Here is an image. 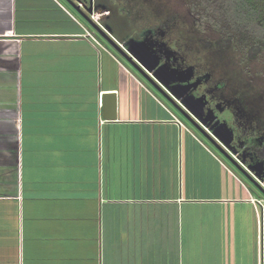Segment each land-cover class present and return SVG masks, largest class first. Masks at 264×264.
Here are the masks:
<instances>
[{
	"label": "crops",
	"instance_id": "0c3cea01",
	"mask_svg": "<svg viewBox=\"0 0 264 264\" xmlns=\"http://www.w3.org/2000/svg\"><path fill=\"white\" fill-rule=\"evenodd\" d=\"M74 6L0 0V264H264L262 197L212 158L181 175L199 144Z\"/></svg>",
	"mask_w": 264,
	"mask_h": 264
},
{
	"label": "rangeland",
	"instance_id": "374dc122",
	"mask_svg": "<svg viewBox=\"0 0 264 264\" xmlns=\"http://www.w3.org/2000/svg\"><path fill=\"white\" fill-rule=\"evenodd\" d=\"M129 5L135 6L138 14L139 10L143 8L144 14L148 16L149 23H154V25L157 24L159 26V29L155 32L158 38L167 35L166 38L164 37V41L166 42L167 40L168 42L166 44L164 43V45L159 43L156 39H152L151 36L145 35L148 37L146 40L147 43H152L153 45L164 48L174 45L176 52L180 54L181 57L201 66V70L212 72L215 80L226 81L229 93L241 91L243 95H247V97L251 96V101H253L251 105L258 111H261V115H264V54L260 57V61L247 63V61L245 62L244 54L237 52L234 47H217L216 41L220 38L217 33L207 27L205 28L207 31L203 30L201 32L195 26V20L197 18L194 16V13L189 10V6H191L190 0H130ZM137 8H139V10ZM95 17H97L98 20L102 18L99 14H96ZM78 18L92 27L83 17L79 16ZM124 18L127 27L135 30L137 25L133 22L134 19ZM163 22L164 24L167 23L165 31L163 27H161ZM80 25H82V23H80ZM95 35L100 45L114 55L119 65L123 67V69L125 68L128 73L139 81L141 85L145 87L147 93L157 97V101L176 113L177 118L183 122L182 124L177 121L179 123L178 125L187 129V132H189L191 137L199 144L193 149L184 141L183 134H185L186 131H182L183 134H178L177 141L178 144H180V147H178V163L181 168V175L187 176L190 175V173L194 174V172H196V168L198 167H191L190 165L200 166L203 164V167L209 164L213 166L214 163L210 160V158H212L223 167L225 172L229 171L231 175L239 178L251 191H256L257 194L262 197V200H264V193L261 194L262 191L258 188L256 181L248 178V175H246V172L243 173L240 166L232 161L224 151H221L220 148L218 149L216 145L212 144L211 140L206 136V134H208V132H206L208 130L206 126L201 127L203 128L201 130V128L196 127L188 121L178 110L175 102L169 100V98L129 62L109 40L98 32H95ZM209 41H213L214 43L211 48H209L207 44ZM100 65V67H103L105 70V62L103 64V61H101ZM118 75L120 76V74ZM107 76V73L102 70V78L104 77L105 82ZM206 153L208 155H206ZM171 159H173L172 155ZM224 170L222 173L226 174ZM262 183H260V186L264 188V183ZM184 185H186V182ZM262 209L264 210V202H262Z\"/></svg>",
	"mask_w": 264,
	"mask_h": 264
},
{
	"label": "flooded vegetation",
	"instance_id": "af4514ba",
	"mask_svg": "<svg viewBox=\"0 0 264 264\" xmlns=\"http://www.w3.org/2000/svg\"><path fill=\"white\" fill-rule=\"evenodd\" d=\"M79 1L82 4H88L89 2V0ZM94 1L95 4L106 7V16H109L107 19L114 15L113 9L116 10V16L118 15L120 18L134 19L137 27L129 33L130 35L127 38L138 37L143 40L148 38L145 35H149L162 45L168 42L167 40L164 41V37L166 38L167 35L163 34L164 36L161 38L156 36L155 32L159 29V26L149 23L150 21L148 16L144 14L143 8L141 10L137 8L139 10L138 14L136 7L129 5L130 0ZM101 16L103 17L99 22L105 19V14ZM156 48L159 65L167 64L171 69L178 71L191 68L190 75L186 78H184L186 74L182 76L186 80L182 85L187 86L184 97L187 100L189 98L200 99L195 113L198 120L210 131L205 130L208 132V134H205L212 144L224 151L232 161L241 167L243 173L246 172L248 178L256 181L257 185L260 186V183H264V115H261L262 112L251 105L253 103L251 96L247 97L241 91L229 93L226 81L215 80L212 72L201 70V66L181 57L176 52L174 45L172 47L170 45L168 48L161 46ZM172 80L175 81L172 82ZM177 80H179L178 75H174L169 80V85L171 87L176 85ZM176 104L178 103L176 102ZM184 116L196 127L197 125L200 128L203 127L192 117ZM211 132L221 133L223 145L211 137ZM260 162L262 166L257 167L256 165ZM249 169H252V173L248 171ZM260 189L264 190L263 187Z\"/></svg>",
	"mask_w": 264,
	"mask_h": 264
},
{
	"label": "water",
	"instance_id": "95a60500",
	"mask_svg": "<svg viewBox=\"0 0 264 264\" xmlns=\"http://www.w3.org/2000/svg\"><path fill=\"white\" fill-rule=\"evenodd\" d=\"M65 1L68 2L72 7L74 2H80L79 0ZM74 9L78 11L79 7L74 6ZM98 9L104 11L106 10V7L100 4H95L94 0H89L88 8L86 9L87 14L90 15L92 12H97ZM113 12L114 15L111 16L110 19H107L109 16L105 15V19L103 21H100L96 25L93 24L95 30L99 34L103 35L107 40H109L111 44L117 50H119L120 53L123 54V56L127 58V60L131 62L147 79L157 86L169 98V100L175 102L176 107L183 115H186L189 118L192 117L198 121L201 126H204L200 120H198V117L195 113V111L198 109L200 99L196 100L194 98H189L187 100L184 97L187 86H183L182 83L186 81L184 78L191 74V68H188L184 71H178L171 69L167 64L159 65L160 62L156 55L157 46L153 45L152 43H147V39L140 40L138 37L127 38L133 29L127 27L125 18H120L118 15V17L116 16V10L113 9ZM81 16H83V18L88 21V23H92L85 14L81 13ZM185 74L186 76L183 78L182 76ZM174 75H178L179 80H177L176 85L171 87L169 85V80L173 78ZM174 81L175 80H172V82ZM176 102L179 104V106L176 104ZM116 110V94H104L102 96V117L109 121H115L117 117ZM197 127L199 126L197 125ZM225 129L227 128L225 127ZM211 137L219 144L223 145V138L220 132L219 134L211 132ZM256 166L261 167L262 163L260 162ZM248 171L252 173V169H249ZM259 188H261V186H259Z\"/></svg>",
	"mask_w": 264,
	"mask_h": 264
},
{
	"label": "trees",
	"instance_id": "16d2710c",
	"mask_svg": "<svg viewBox=\"0 0 264 264\" xmlns=\"http://www.w3.org/2000/svg\"><path fill=\"white\" fill-rule=\"evenodd\" d=\"M190 12L201 32L210 28L220 38L216 46L234 47L245 62L260 61L264 54V0H190ZM167 23L161 25L163 30ZM208 47L213 46L209 41Z\"/></svg>",
	"mask_w": 264,
	"mask_h": 264
},
{
	"label": "built area",
	"instance_id": "2783aa9c",
	"mask_svg": "<svg viewBox=\"0 0 264 264\" xmlns=\"http://www.w3.org/2000/svg\"><path fill=\"white\" fill-rule=\"evenodd\" d=\"M77 5H78V7H79L80 9L83 8L82 3L78 2ZM96 14H97L96 12H95V13L92 12V13L90 14L89 18H90V20H91L92 22L98 24V21H99V20L97 19V17H95ZM82 29L84 30V34H83L84 37H86V38H88L89 40H91V42H93L94 44H96L98 48L103 49V50H106L105 48H103V47L100 45V43L98 42V40H96V39L94 38V36H93L92 34H90V33L86 30V28H84V27L82 26ZM106 51H107V50H106ZM254 201H256V203L262 207V201H261V200H254Z\"/></svg>",
	"mask_w": 264,
	"mask_h": 264
}]
</instances>
